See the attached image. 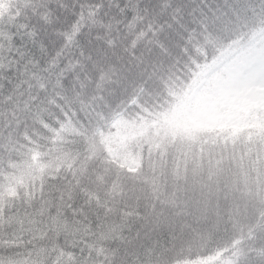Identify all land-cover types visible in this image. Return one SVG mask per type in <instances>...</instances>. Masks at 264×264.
<instances>
[{"label": "snow or ice", "instance_id": "1", "mask_svg": "<svg viewBox=\"0 0 264 264\" xmlns=\"http://www.w3.org/2000/svg\"><path fill=\"white\" fill-rule=\"evenodd\" d=\"M257 26L264 0H0V264H215V252L185 259L183 238L227 232L264 197V110L232 118L264 91V56L220 72ZM177 102L191 119L223 108L215 145L161 138ZM238 140L255 147L250 190L223 179ZM43 145L59 163L37 186ZM239 243L228 264H264V209Z\"/></svg>", "mask_w": 264, "mask_h": 264}, {"label": "trees", "instance_id": "2", "mask_svg": "<svg viewBox=\"0 0 264 264\" xmlns=\"http://www.w3.org/2000/svg\"><path fill=\"white\" fill-rule=\"evenodd\" d=\"M14 2L15 0H13V3ZM246 45L247 47L244 50L245 53L254 51L258 52V50L264 52V28L257 26L256 28L252 29L249 33ZM239 56H241V52L233 49V52L231 54L224 57L221 63L220 72L229 75V71H232L233 64ZM135 71H137V69H132L133 73ZM212 79L215 80L216 77L214 76ZM215 90L216 89L208 88V91L210 93L214 92ZM177 104H179V102H177ZM256 108L264 110V103L253 104L247 110H241L237 115L234 116L233 119L237 122L243 123L250 118V112ZM254 116L255 113H253V118ZM261 119H264V112H262L261 114ZM217 127L218 126L213 128H202L188 136H182L179 134L176 135L182 138V142L185 144L191 143L192 140H195L206 143L208 145H215L217 139H219V137L221 136V132L217 130ZM38 135L42 136L43 133H38ZM167 138L168 136L163 139L167 140ZM62 139H67V136L63 135ZM33 145L35 146V142H33ZM59 146V142H57L52 147L53 149H56ZM229 147H231V145H229ZM32 152L33 149L29 148L28 145L25 144L24 147L19 151L21 162H31ZM40 152L41 158L38 163L40 167L43 166L44 174H46L49 170L48 165L51 164L53 167H55V165L59 163V159L55 155L46 154L47 145H43ZM254 152V146L251 148V151H249L248 146L244 144L243 140L237 141L236 164L232 168L231 172L225 173L223 177V179L227 181L229 185H240L242 188L247 190H250L251 187L255 185L256 168L250 163ZM15 162L16 158L13 157L12 163ZM13 169L14 168L9 167L6 171L12 172ZM40 175L41 173L38 169L34 173V175L28 179L29 184H31L33 179H35L38 186ZM4 182V178L0 177V184ZM116 191L119 192V189H117ZM93 192L98 193L101 196V199L104 198V189L102 185L98 189L94 188ZM249 203L251 204V207L248 206ZM262 209H264V197H257L254 201L249 200L242 202L237 215L233 217V224L227 232L224 230L223 224H219L218 226L215 224H206L201 231H196L189 236H185L183 238L184 243L182 248L184 258L187 259L189 256H206L208 252H215V264H228V261L235 259L233 253L242 249L243 247V245L239 243L241 239V231H247L250 222H254L255 220V213Z\"/></svg>", "mask_w": 264, "mask_h": 264}, {"label": "rangeland", "instance_id": "3", "mask_svg": "<svg viewBox=\"0 0 264 264\" xmlns=\"http://www.w3.org/2000/svg\"><path fill=\"white\" fill-rule=\"evenodd\" d=\"M261 56H264L263 51L256 52H246L244 56V60H241V56L238 57V59L234 62L232 71H229V75L237 76L240 74L242 69L239 67V65L243 62L245 68H250L252 64L261 58ZM249 80H254V75H249ZM205 88L207 90V95L210 97L215 94V91L210 93L208 91V88L210 89H216V86L213 84H206ZM264 103V91H257L253 97H244L242 98L238 105L235 108V111L233 113V117L237 115L241 110H247L249 107H251L253 104H263ZM186 109L184 107H180L178 104L177 107V114L175 118L167 121L162 122L161 125V138H165L169 135H172L173 133L179 134V135H191L196 130L203 128V127H216L221 123V120L223 119L224 110L222 107H218L217 111L210 117H202L199 119H191L187 118L185 115ZM37 169H39L40 165L37 163ZM27 171V169H25ZM12 173H17V169L14 168ZM18 174V173H17ZM34 175V174H33ZM30 177H27L29 179Z\"/></svg>", "mask_w": 264, "mask_h": 264}]
</instances>
